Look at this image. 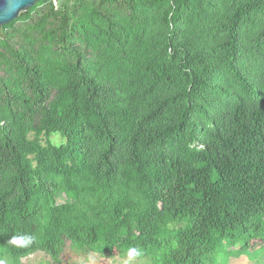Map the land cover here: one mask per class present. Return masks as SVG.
I'll use <instances>...</instances> for the list:
<instances>
[{
    "label": "trees",
    "instance_id": "1",
    "mask_svg": "<svg viewBox=\"0 0 264 264\" xmlns=\"http://www.w3.org/2000/svg\"><path fill=\"white\" fill-rule=\"evenodd\" d=\"M67 242L263 264L264 0H40L0 26V263Z\"/></svg>",
    "mask_w": 264,
    "mask_h": 264
},
{
    "label": "rangeland",
    "instance_id": "2",
    "mask_svg": "<svg viewBox=\"0 0 264 264\" xmlns=\"http://www.w3.org/2000/svg\"><path fill=\"white\" fill-rule=\"evenodd\" d=\"M56 2V0H53ZM51 141L58 145L64 142V139L59 135H53ZM65 196H58L57 202L63 203ZM264 264V257L262 258ZM0 264H4L1 262ZM22 264H146L141 259H135L131 257H121L114 253L113 255H99L96 253H77L72 251L70 243L67 242L64 251L60 254L59 260L54 261L49 255L43 252H36L28 257L22 259ZM223 264H255L245 256L241 257H230L227 262Z\"/></svg>",
    "mask_w": 264,
    "mask_h": 264
},
{
    "label": "water",
    "instance_id": "3",
    "mask_svg": "<svg viewBox=\"0 0 264 264\" xmlns=\"http://www.w3.org/2000/svg\"><path fill=\"white\" fill-rule=\"evenodd\" d=\"M40 0H0V26L15 20L22 11H26Z\"/></svg>",
    "mask_w": 264,
    "mask_h": 264
}]
</instances>
